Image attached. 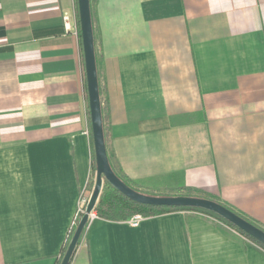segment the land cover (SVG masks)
I'll return each instance as SVG.
<instances>
[{
  "label": "crops",
  "instance_id": "0c3cea01",
  "mask_svg": "<svg viewBox=\"0 0 264 264\" xmlns=\"http://www.w3.org/2000/svg\"><path fill=\"white\" fill-rule=\"evenodd\" d=\"M91 12L115 172L203 192L264 228V0H91ZM93 156L78 0H0V264L60 261ZM82 236L70 264H264L199 212L137 228L98 218Z\"/></svg>",
  "mask_w": 264,
  "mask_h": 264
},
{
  "label": "water",
  "instance_id": "95a60500",
  "mask_svg": "<svg viewBox=\"0 0 264 264\" xmlns=\"http://www.w3.org/2000/svg\"><path fill=\"white\" fill-rule=\"evenodd\" d=\"M79 19L82 43L84 49V60L86 79L89 95L90 115L92 122V134L94 152L97 165L96 180L93 192L86 206V211L80 220L76 231L60 264H70L75 254L79 240L89 222V215L96 209L105 183L121 192L130 200L143 205L155 207H183L196 208L217 214L224 220L230 222L236 228L242 230L253 239L264 245V230L250 223L229 208L213 200L196 197H154L139 193L127 186L114 172L107 154L103 111L99 86V77L96 61V50L91 12V0H78Z\"/></svg>",
  "mask_w": 264,
  "mask_h": 264
},
{
  "label": "trees",
  "instance_id": "16d2710c",
  "mask_svg": "<svg viewBox=\"0 0 264 264\" xmlns=\"http://www.w3.org/2000/svg\"><path fill=\"white\" fill-rule=\"evenodd\" d=\"M93 178L96 176L97 173V165H96V158H95V152H94V156H93ZM114 170V169H113ZM115 172V170H114ZM116 173V172H115ZM116 175L130 188H132L133 190L145 194V195H149V196H154V197H164V196H168V197H178V196H185V197H196V198H202V199H209V200H213L210 197H208L205 193L203 192H193V191H189V190H177L175 191L173 194H161L159 192H155L154 190L151 189H142L138 186V184L131 182L130 180H127L124 176L116 173ZM90 188H93L94 185V181H91L90 183ZM215 201V200H213ZM217 202V201H215ZM219 204H222L223 206L227 207L225 204L217 202ZM229 208V207H227ZM230 209V208H229ZM96 213L98 215L99 218L104 219V220H109V221H115V222H123L127 219H129L131 216L136 215V214H141L144 217H155V216H160V215H165L168 213H173V212H182V211H192V212H199V213H203L209 216H212L220 221H222L223 223H225L227 226H229L230 228L234 229L237 233H239L240 235L246 237L248 240L254 242L256 245H258L259 247H261L264 250V245L259 243L258 241H256L255 239H253L251 236H249L248 234H246L245 232H243L242 230L236 228L234 225H232L230 222L224 220L223 218H221L220 216H218L215 213H212L210 211L207 210H203V209H196V208H183V207H155V206H149V205H143V204H138L132 200H130L129 198H127L125 195H123L121 192H119L118 190H116L115 188H113L111 185H109L108 183H105L103 190H102V194L99 198V201L97 203L96 206ZM232 210V209H230ZM233 212H235L234 210H232ZM236 214H238L237 212H235ZM243 217V216H241ZM244 219H246L247 221H249L250 223L254 224L255 226L259 227L260 229L264 230L263 226L260 225L257 222H254L246 217H243ZM72 236L69 235L67 242L65 244V246L62 249L61 252V257H60V261H62V258L64 257L66 250L68 248V245L70 243ZM60 261H57V264H60Z\"/></svg>",
  "mask_w": 264,
  "mask_h": 264
},
{
  "label": "built area",
  "instance_id": "2783aa9c",
  "mask_svg": "<svg viewBox=\"0 0 264 264\" xmlns=\"http://www.w3.org/2000/svg\"><path fill=\"white\" fill-rule=\"evenodd\" d=\"M62 21H63V27L65 29V32L70 33V34H78L79 32V26H78V18L77 15L75 13H64L63 17H62ZM89 199L82 197L81 198V202L79 205V208L77 210V214L75 217V221L73 222V226L70 232V235L72 236L76 227L78 226L80 220L82 219V217L85 214L86 211V206L88 204ZM98 215L96 213V210H94L90 215H89V222L86 226V228L96 219H98ZM146 217H144L141 214H136L131 216L129 219L126 220V223L133 227V228H137L141 225V223L145 220ZM85 228V229H86ZM86 242L84 241L83 236H81L80 240H79V244L77 246L81 247V246H85ZM76 248V249H77Z\"/></svg>",
  "mask_w": 264,
  "mask_h": 264
},
{
  "label": "rangeland",
  "instance_id": "374dc122",
  "mask_svg": "<svg viewBox=\"0 0 264 264\" xmlns=\"http://www.w3.org/2000/svg\"><path fill=\"white\" fill-rule=\"evenodd\" d=\"M95 180H96V176L94 177V185H93V188L92 189H94V186H95ZM93 192V191H92ZM77 228V227H76ZM232 229V228H231ZM232 230H234V229H232ZM75 231H76V229H75ZM74 231V232H75ZM235 231V230H234ZM73 235H74V233H73ZM73 235H72V237H73ZM72 239V238H71Z\"/></svg>",
  "mask_w": 264,
  "mask_h": 264
}]
</instances>
